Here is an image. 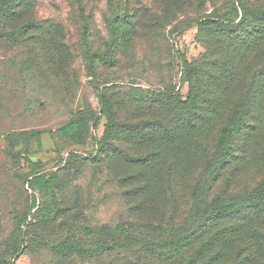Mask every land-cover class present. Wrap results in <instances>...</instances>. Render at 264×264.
Masks as SVG:
<instances>
[{
  "label": "rangeland",
  "instance_id": "rangeland-1",
  "mask_svg": "<svg viewBox=\"0 0 264 264\" xmlns=\"http://www.w3.org/2000/svg\"><path fill=\"white\" fill-rule=\"evenodd\" d=\"M80 2L38 0L34 10L40 20L65 25L68 50L66 63L60 65L65 74L55 75L54 66V72L41 75L38 44L32 51L0 43V264L16 237L17 220L28 208V220L47 219L46 205L51 202L59 205L58 222L44 226L39 240L10 264H98L99 259L83 255L65 259L48 246L64 233L67 222L98 230L135 218L142 223L188 219L196 190L205 183L203 173L210 175L220 130L236 105L249 106L254 131L249 139L244 133L239 136L233 164L213 190L233 194L264 186V0H82L90 29L86 36L79 30ZM175 5L178 13L168 23ZM125 8L140 13L133 41L120 48L115 64L95 60L89 68L83 41L90 56L111 55L115 47L106 20ZM172 81L181 99L189 97L192 86L200 95L192 123L184 116L164 115L163 110L151 112L149 102L133 100V94L141 91L145 96ZM105 86L124 127L122 141L113 144L134 155L145 151L151 141L132 132L145 129L144 123L151 127V119L158 118L176 135L166 158L134 167L119 154L99 156L108 120L104 117L96 129L93 123L102 107L98 88ZM75 118L91 126L81 144L57 134ZM129 176L135 181L128 182L127 190L124 178ZM35 178L40 181L33 187ZM134 206L138 210L130 216ZM253 215L248 217L250 226H263L259 241H264V217ZM61 222L65 225L59 227ZM256 238L248 234L231 243L224 254L227 264L238 252L243 255L244 248L255 253L250 264H263ZM89 240L81 233L73 242L80 246Z\"/></svg>",
  "mask_w": 264,
  "mask_h": 264
},
{
  "label": "trees",
  "instance_id": "trees-1",
  "mask_svg": "<svg viewBox=\"0 0 264 264\" xmlns=\"http://www.w3.org/2000/svg\"><path fill=\"white\" fill-rule=\"evenodd\" d=\"M78 1H81L79 30L82 36H86L90 32L88 17L82 0ZM37 2L38 0H0V43L24 46L32 51L34 45L38 44L40 54L36 60L41 69V75L50 74V71H53L51 67L54 66L57 68L55 72L53 71L55 75L65 74L60 68L66 63L68 50V44L65 41V25L55 19L36 18L34 10ZM127 9H123L112 18L107 17L108 33L112 37L111 44L115 47L111 55L103 57L99 52H95L90 56L87 53V42L83 41L84 58L89 68L92 69L95 60L115 64L120 48L133 41L135 31L138 30L140 13H132ZM178 10V6L172 7V16L168 23L175 20ZM156 20L160 21L161 18L157 17ZM210 22L216 25L222 24L215 20ZM108 89V86L98 88L102 107L100 115L93 123L96 129L104 117L108 120L100 142L99 156L119 154L124 163L134 167L144 166L150 162L152 165L161 158H166L168 155L166 148L175 143L176 135L158 118L151 119V127L144 123L145 129L142 126L132 132H138L142 140L151 141V145H147L145 151L134 155L117 144L122 141L120 134L124 127L118 120V106L112 97L107 96ZM129 89L133 93L136 92L133 88ZM140 92L139 95H132L135 98L133 100L141 104L149 102L151 112L163 110L164 115L184 116L191 123L195 118L194 108L200 100V95L194 86L191 87L186 100L178 96L173 81L163 87L151 89L145 96ZM247 112L249 113V106L246 104L240 107L233 106L227 124L221 128L214 146V152L211 155L214 160L208 168L210 175L206 176V171L203 173L205 183L202 190H196L197 195L189 210L188 219L183 222L171 219L142 223L135 218V221L132 219L120 221L115 226L105 224L98 230L93 228L88 230L87 227L82 229L77 222H67L66 228L63 229L64 233L60 232L61 236L49 240L48 246L61 253V257L65 259L83 255L90 260L99 259L98 264H227L224 258L228 255L224 254L231 243L250 234L257 237L255 241L260 245L257 251L264 253V241H259L263 226H250V220H248L249 215L253 214V216L264 217V186L258 190L233 194L217 193L213 190L223 172L233 164L232 160L238 153L236 145L238 140L242 139L239 136L243 133V135H249L254 131L255 124L249 120ZM90 128V123L86 119L75 118L60 126L57 134L63 139L81 144L86 141ZM250 137L249 135L247 138ZM115 139L118 142L113 144ZM73 157L80 156L75 154ZM38 181L40 178H35L31 181V185L34 187ZM124 181L125 187L130 190L129 183L134 182L135 179L129 176L125 177ZM134 188L133 186L132 189ZM46 207L47 219L34 216L28 220L31 211V208H28L24 218L17 220L16 234H14L16 237L10 244L3 264H10L11 260L24 252L29 244L36 243L44 226L50 223L53 227L58 222V203L51 202ZM136 210H138L137 206L132 207L130 216L132 211ZM63 225L65 223L61 222L59 227ZM81 233L86 234L90 240L81 241L78 246L73 239ZM248 249L251 248H244L243 255L238 252L230 264H250L255 253L252 250L248 252ZM256 258L258 259V256ZM227 261L230 262L229 258Z\"/></svg>",
  "mask_w": 264,
  "mask_h": 264
}]
</instances>
